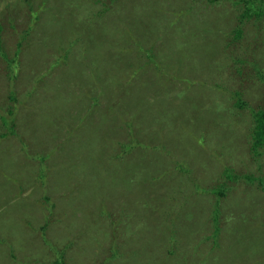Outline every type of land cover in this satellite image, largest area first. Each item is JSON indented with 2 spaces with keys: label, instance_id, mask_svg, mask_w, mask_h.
I'll use <instances>...</instances> for the list:
<instances>
[{
  "label": "rangeland",
  "instance_id": "374dc122",
  "mask_svg": "<svg viewBox=\"0 0 264 264\" xmlns=\"http://www.w3.org/2000/svg\"><path fill=\"white\" fill-rule=\"evenodd\" d=\"M210 1L0 0V264H264V20Z\"/></svg>",
  "mask_w": 264,
  "mask_h": 264
},
{
  "label": "trees",
  "instance_id": "16d2710c",
  "mask_svg": "<svg viewBox=\"0 0 264 264\" xmlns=\"http://www.w3.org/2000/svg\"><path fill=\"white\" fill-rule=\"evenodd\" d=\"M113 2L116 1V0H112ZM214 1L216 0H211L210 1V4H216V3H213ZM233 4L238 8V6H241V10L243 9V12L240 14V17L239 19H248V18H251V17H254L255 19H260L261 20V23L262 21L264 20V4L261 3V0H234L233 1ZM241 12V11H240ZM225 16H229V15H224ZM233 16V15H232ZM242 17V18H241ZM96 19H98V16H95L93 18H89L88 20H86V22L88 23H91L93 21V24L95 25H99L98 23H96ZM263 26H261L262 28ZM216 31H219L220 30H216ZM215 31V32H216ZM214 32H206L203 36H206L208 34H212L213 35ZM239 33V32H238ZM78 36L81 37V32L78 34ZM23 39V38H22ZM213 39V36H211V38L209 40H212ZM229 44H233L232 43H229ZM0 50H1V45H0ZM151 50H147L146 51V56L149 57V58H152L151 57ZM34 65H32L31 69L33 68ZM212 66V65H210ZM153 73L152 71H150V74ZM212 74V72H211ZM216 74V72L214 73V75ZM7 79V78H6ZM15 78H12L11 79V83H15L16 85V82L14 81ZM7 82L9 83L8 79H7ZM110 99H112L111 97H109ZM241 102H239L240 104ZM114 106V105H113ZM242 106V105H240ZM125 107L127 108L128 107V104H125ZM121 108V107H120ZM122 109V108H121ZM125 109V108H123ZM252 114H253V121H254V126H253V131H252V143H251V148L254 152H258L260 149H263L264 148V110H254L252 111ZM114 149H123V154H126L127 151L129 153H131V150H132V145H129V144H126L125 146H122L120 148V146L118 144H115ZM50 156V155H49ZM49 156H45V157H42L41 161H48L49 160ZM64 160H63V164L62 166L56 170V172L54 173H60L62 171H65V170H68V168L66 167L67 165V161H70L69 157L64 154V157H62ZM56 164L58 163L55 162ZM52 165H54V163H52ZM183 167V165H182ZM186 168V166H185ZM230 173V171H229ZM233 176V175H232ZM230 177V175H229ZM235 178H238V177H235ZM56 183H61V182H64V181H61V180H54ZM65 183V182H64ZM194 188L196 190H201V188H197L198 187V184H194L193 185ZM227 187L226 186H217L215 188H212L210 190V193L215 195V198H216V206H217V209L219 207V205L221 204V199L225 197V195H227ZM217 213V211H216ZM218 214H219V210H218V213H217V217L215 220L218 219ZM46 228H47V224H44L40 229L41 231L46 234ZM60 259V258H59ZM185 259V257H184ZM184 260H180L179 259V263L181 264H184L183 263ZM60 263V261H59ZM57 262V264H59ZM62 264H64V262H61Z\"/></svg>",
  "mask_w": 264,
  "mask_h": 264
}]
</instances>
